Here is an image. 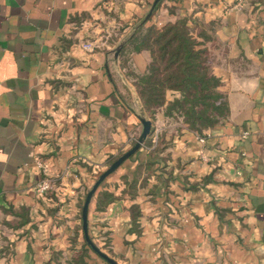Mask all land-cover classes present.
Masks as SVG:
<instances>
[{
    "label": "crops",
    "instance_id": "crops-1",
    "mask_svg": "<svg viewBox=\"0 0 264 264\" xmlns=\"http://www.w3.org/2000/svg\"><path fill=\"white\" fill-rule=\"evenodd\" d=\"M152 1L0 0V264H108L81 208L141 108L151 131L93 195L91 241L118 264H264V0H161L143 25L183 19L206 48L224 106L202 134L148 116L138 35L113 56Z\"/></svg>",
    "mask_w": 264,
    "mask_h": 264
},
{
    "label": "trees",
    "instance_id": "trees-1",
    "mask_svg": "<svg viewBox=\"0 0 264 264\" xmlns=\"http://www.w3.org/2000/svg\"><path fill=\"white\" fill-rule=\"evenodd\" d=\"M136 35L140 40L135 49L147 50L150 54L146 72L136 83L148 116L153 119L155 109L165 105L166 116L173 113L181 116L199 134L215 126L224 106L218 91L220 81L209 70L206 48L185 21L178 19L162 27L141 26L133 37ZM167 92L174 93L170 101H166ZM113 198L110 192L100 191L97 208Z\"/></svg>",
    "mask_w": 264,
    "mask_h": 264
},
{
    "label": "water",
    "instance_id": "water-1",
    "mask_svg": "<svg viewBox=\"0 0 264 264\" xmlns=\"http://www.w3.org/2000/svg\"><path fill=\"white\" fill-rule=\"evenodd\" d=\"M161 0H153L152 3L150 4V7L148 9V12L145 14L144 18L138 22L135 27L133 28V30L130 32V34L123 40H121L118 45L115 47L114 52H113V56L115 59L118 58L120 51L122 50V48L124 47V45L127 43V41L129 39H131L135 33L137 32V30L143 26L151 17V15L153 14V12L155 11V8L157 6V4L160 2ZM139 120L142 124V130L139 134V136L137 137V139L135 140V142L133 143V145L126 150L125 152H123L122 154H120L115 160H113L108 167L103 170L99 176L96 178V180L94 181V183L92 184V186L89 188V190L87 191L86 195H85V199L84 202L82 204V208H81V220H82V229L84 232V238L86 243L92 248V250H94V252H96L101 258H103L108 264H118L113 258L109 257L106 253L102 252L90 239L88 232H87V217H88V209H89V204L90 201L93 197V195L95 194V192L97 191L98 187L101 185V183L103 182V180L110 175L112 172H114L127 158H129L131 155H133L136 151H138L141 146L144 144L147 136L149 135L150 131H151V121L150 119L146 118L144 116V110L143 108H141V114L139 116Z\"/></svg>",
    "mask_w": 264,
    "mask_h": 264
},
{
    "label": "built area",
    "instance_id": "built-area-1",
    "mask_svg": "<svg viewBox=\"0 0 264 264\" xmlns=\"http://www.w3.org/2000/svg\"><path fill=\"white\" fill-rule=\"evenodd\" d=\"M83 47L84 48H87V49H90L91 48V43L90 42H87V43L83 44ZM200 140L203 141L202 138H200ZM48 188H49V183L47 181H44V182H42V183H40L38 185V190L39 191H45Z\"/></svg>",
    "mask_w": 264,
    "mask_h": 264
}]
</instances>
